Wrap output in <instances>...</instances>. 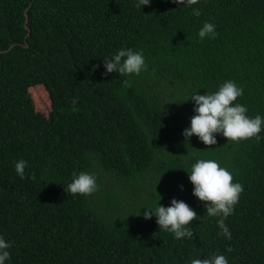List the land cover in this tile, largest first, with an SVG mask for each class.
Returning <instances> with one entry per match:
<instances>
[{
    "label": "trees",
    "instance_id": "trees-1",
    "mask_svg": "<svg viewBox=\"0 0 264 264\" xmlns=\"http://www.w3.org/2000/svg\"><path fill=\"white\" fill-rule=\"evenodd\" d=\"M0 264H264V0H0Z\"/></svg>",
    "mask_w": 264,
    "mask_h": 264
},
{
    "label": "rangeland",
    "instance_id": "rangeland-1",
    "mask_svg": "<svg viewBox=\"0 0 264 264\" xmlns=\"http://www.w3.org/2000/svg\"><path fill=\"white\" fill-rule=\"evenodd\" d=\"M31 94L34 95L35 100L38 101L36 109L43 110V107L47 100V95L41 89H34L31 91Z\"/></svg>",
    "mask_w": 264,
    "mask_h": 264
},
{
    "label": "water",
    "instance_id": "water-1",
    "mask_svg": "<svg viewBox=\"0 0 264 264\" xmlns=\"http://www.w3.org/2000/svg\"><path fill=\"white\" fill-rule=\"evenodd\" d=\"M28 10V9H27ZM27 10L25 11V15H26V21H25V24L28 23L29 19H28V14H27ZM29 33H30V30H29Z\"/></svg>",
    "mask_w": 264,
    "mask_h": 264
},
{
    "label": "clouds",
    "instance_id": "clouds-1",
    "mask_svg": "<svg viewBox=\"0 0 264 264\" xmlns=\"http://www.w3.org/2000/svg\"><path fill=\"white\" fill-rule=\"evenodd\" d=\"M26 10H27V9H26ZM26 10H25V11H26Z\"/></svg>",
    "mask_w": 264,
    "mask_h": 264
}]
</instances>
